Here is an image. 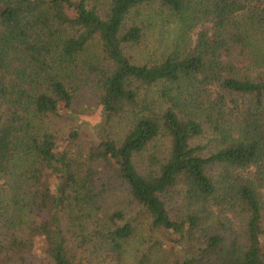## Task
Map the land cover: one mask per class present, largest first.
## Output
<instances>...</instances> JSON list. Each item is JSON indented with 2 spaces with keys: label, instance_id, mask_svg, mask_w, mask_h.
<instances>
[{
  "label": "trees",
  "instance_id": "1",
  "mask_svg": "<svg viewBox=\"0 0 264 264\" xmlns=\"http://www.w3.org/2000/svg\"><path fill=\"white\" fill-rule=\"evenodd\" d=\"M94 104L99 137L61 130ZM157 234L264 264V0H0V264H153Z\"/></svg>",
  "mask_w": 264,
  "mask_h": 264
},
{
  "label": "rangeland",
  "instance_id": "2",
  "mask_svg": "<svg viewBox=\"0 0 264 264\" xmlns=\"http://www.w3.org/2000/svg\"><path fill=\"white\" fill-rule=\"evenodd\" d=\"M147 13L154 12L146 8ZM146 15V14H145ZM148 20V30L146 37L139 48H133L131 54L141 61L153 60L160 57L163 53H167L175 47L173 41L179 35L180 25L177 24V19L170 17L165 19L164 17L150 18ZM179 23V22H178ZM180 24V23H179ZM199 28L196 29L198 31ZM190 38H196V34L192 32ZM90 107V108H88ZM88 108V109H87ZM84 112H73L71 115L58 119L59 126L63 132H67L71 129H78L83 141H91L96 137H99V123H100V108L97 105L86 106ZM200 143L205 142V138L199 140ZM172 209L174 207H171ZM214 218H221V213L216 211L213 215ZM163 234V233H162ZM157 241L162 244V250L160 247L156 248L157 254L153 264H174V251L170 250L172 242H170L164 235H156ZM151 245L150 240L146 243ZM138 243H132V247H136ZM174 247V246H173ZM173 253L174 255H172ZM32 264H51L42 255H36L31 259Z\"/></svg>",
  "mask_w": 264,
  "mask_h": 264
}]
</instances>
